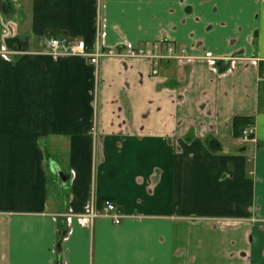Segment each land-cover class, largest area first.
Masks as SVG:
<instances>
[{
	"label": "crops",
	"instance_id": "0c3cea01",
	"mask_svg": "<svg viewBox=\"0 0 264 264\" xmlns=\"http://www.w3.org/2000/svg\"><path fill=\"white\" fill-rule=\"evenodd\" d=\"M263 212L264 0H0V264H264Z\"/></svg>",
	"mask_w": 264,
	"mask_h": 264
},
{
	"label": "built area",
	"instance_id": "2783aa9c",
	"mask_svg": "<svg viewBox=\"0 0 264 264\" xmlns=\"http://www.w3.org/2000/svg\"><path fill=\"white\" fill-rule=\"evenodd\" d=\"M46 48L50 56L57 57H79L89 61L93 66L100 65L106 59H121V60H147L150 61L153 67V75L158 74L159 62L161 60L182 59L185 57V50H181V55L175 54V49L168 46L167 54L160 53V46L153 45L147 47H132L122 46L121 48H89L84 41L69 40L66 38H50L46 43ZM254 136V128L247 126L241 134V141L249 143ZM262 220L264 221V212L262 213ZM80 219L87 220L94 223L99 218L111 220L114 225H120L124 216L118 206L111 202H103L100 210H89L85 215L79 216Z\"/></svg>",
	"mask_w": 264,
	"mask_h": 264
},
{
	"label": "trees",
	"instance_id": "16d2710c",
	"mask_svg": "<svg viewBox=\"0 0 264 264\" xmlns=\"http://www.w3.org/2000/svg\"><path fill=\"white\" fill-rule=\"evenodd\" d=\"M249 120L244 118H236L234 120V128L238 133L245 129V127L249 126Z\"/></svg>",
	"mask_w": 264,
	"mask_h": 264
},
{
	"label": "water",
	"instance_id": "95a60500",
	"mask_svg": "<svg viewBox=\"0 0 264 264\" xmlns=\"http://www.w3.org/2000/svg\"><path fill=\"white\" fill-rule=\"evenodd\" d=\"M60 178H61L62 182H64V183H66L68 180V177L63 176L62 174L60 175Z\"/></svg>",
	"mask_w": 264,
	"mask_h": 264
}]
</instances>
